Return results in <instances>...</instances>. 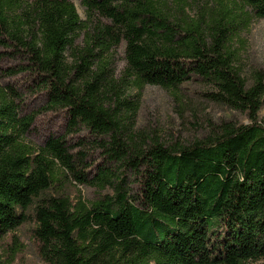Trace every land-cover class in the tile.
Segmentation results:
<instances>
[{
  "label": "trees",
  "instance_id": "obj_1",
  "mask_svg": "<svg viewBox=\"0 0 264 264\" xmlns=\"http://www.w3.org/2000/svg\"><path fill=\"white\" fill-rule=\"evenodd\" d=\"M0 0V61L19 59L45 92L48 110H63L71 132L103 136L110 162L128 164L137 194L102 169L99 185L114 186L91 202L61 187L56 168L84 161L60 137L39 148L23 140L33 122L21 118L0 84V238L33 222L47 264H253L264 260V77L252 84L236 65L233 42L264 0H205L193 15L189 0ZM124 45L125 66L115 76L109 52ZM70 51L71 60L67 53ZM146 85L194 90L243 112L247 124L222 121L214 136L187 146L138 142L130 88ZM179 97V96H178ZM127 176V172H123Z\"/></svg>",
  "mask_w": 264,
  "mask_h": 264
},
{
  "label": "rangeland",
  "instance_id": "obj_2",
  "mask_svg": "<svg viewBox=\"0 0 264 264\" xmlns=\"http://www.w3.org/2000/svg\"><path fill=\"white\" fill-rule=\"evenodd\" d=\"M30 2L32 0H25ZM77 9L84 20H89L81 0H74ZM188 12L195 14L205 0H189ZM91 19L76 41V46H85L87 32L94 31V25L105 21L101 17ZM236 50V65L247 80L252 84L255 76L260 73L264 77V18H254L248 29L243 31L232 44ZM3 51V49H0ZM71 60L70 51L67 53ZM109 57L112 59V69L120 77L125 66V47L121 45L111 49ZM19 59L5 55L0 61V84L5 87L11 100L18 107L21 118L32 117L30 129L22 134L23 140L35 148L44 145L50 137H60L69 147L71 154L84 157L79 160L75 168L82 173L89 174L88 182H80L74 173L64 171L61 166L56 168L57 175L63 185L52 190H65L71 197H82L91 202L106 194L114 195L115 188L109 184L99 185L96 178L102 169H106L109 178L116 183L124 181V189L129 194L139 191V179L128 164L110 162L103 145V136H93L86 128L71 132L67 126V116L63 110H48L46 108L45 92L38 89L28 73L19 72ZM179 96V97H178ZM136 107L132 118V127L138 142H162L166 146H187L198 140L208 139L215 135L222 121H234L247 124L250 122L243 112L231 110L228 107L211 102L201 97L194 90L190 93L177 95L174 90L159 86L146 85L143 88L132 87L128 97ZM259 122L264 124V105L259 112ZM127 172V176H123ZM34 223L29 222L13 232L0 238V264H47L40 256L38 246L33 237ZM253 264H264V260Z\"/></svg>",
  "mask_w": 264,
  "mask_h": 264
}]
</instances>
